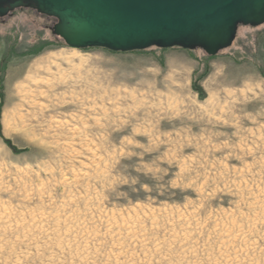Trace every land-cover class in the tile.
Returning a JSON list of instances; mask_svg holds the SVG:
<instances>
[{
  "label": "rangeland",
  "instance_id": "rangeland-1",
  "mask_svg": "<svg viewBox=\"0 0 264 264\" xmlns=\"http://www.w3.org/2000/svg\"><path fill=\"white\" fill-rule=\"evenodd\" d=\"M55 24L0 18V264H264V24L215 56Z\"/></svg>",
  "mask_w": 264,
  "mask_h": 264
},
{
  "label": "water",
  "instance_id": "water-1",
  "mask_svg": "<svg viewBox=\"0 0 264 264\" xmlns=\"http://www.w3.org/2000/svg\"><path fill=\"white\" fill-rule=\"evenodd\" d=\"M21 8L55 19L52 34L70 48L121 53L155 47L215 56L239 26L264 24V0H0V18Z\"/></svg>",
  "mask_w": 264,
  "mask_h": 264
},
{
  "label": "trees",
  "instance_id": "trees-1",
  "mask_svg": "<svg viewBox=\"0 0 264 264\" xmlns=\"http://www.w3.org/2000/svg\"><path fill=\"white\" fill-rule=\"evenodd\" d=\"M200 94V97L203 98V93H199Z\"/></svg>",
  "mask_w": 264,
  "mask_h": 264
}]
</instances>
